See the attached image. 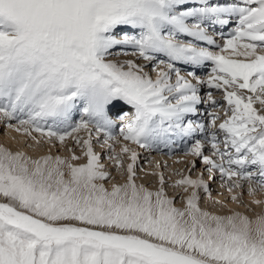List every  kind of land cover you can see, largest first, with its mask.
Returning a JSON list of instances; mask_svg holds the SVG:
<instances>
[{
    "label": "snow or ice",
    "instance_id": "obj_1",
    "mask_svg": "<svg viewBox=\"0 0 264 264\" xmlns=\"http://www.w3.org/2000/svg\"><path fill=\"white\" fill-rule=\"evenodd\" d=\"M229 28L221 46L215 37ZM129 49L146 63L121 62ZM208 65L205 80L197 73ZM205 86L224 90L218 126L212 113L210 125L194 119L218 104ZM0 121L62 145L71 137L87 158L0 147V264H264V216L202 210L203 172L176 181L193 189L176 207L163 174L155 192L136 184L130 147L171 154L183 144L210 181L218 172L236 178L229 191L240 181L250 195L252 183L264 189V0H0ZM94 139L125 183L106 187Z\"/></svg>",
    "mask_w": 264,
    "mask_h": 264
},
{
    "label": "rangeland",
    "instance_id": "obj_2",
    "mask_svg": "<svg viewBox=\"0 0 264 264\" xmlns=\"http://www.w3.org/2000/svg\"><path fill=\"white\" fill-rule=\"evenodd\" d=\"M234 27V25H233ZM231 29H226L224 36L225 38H219V34L216 35L217 43L221 46L224 43V40L228 38L226 35ZM246 41H241V43H245ZM219 51V49H214ZM243 51V49H240ZM132 50H128V54L125 56L119 57L121 62L127 59L134 60L137 64L144 65L146 62L142 59H138L136 56L131 54ZM225 56H229L230 58L237 60H245V57L240 55L233 56L231 50L225 51L222 53ZM182 68V75L187 77V71L189 68H186L183 65H178ZM159 69H157L158 71ZM203 71V72H201ZM198 71V75H200L205 80L211 74V65L208 67L201 69ZM150 75L155 79L156 72L150 71ZM174 79V78H173ZM195 82V81H193ZM211 90L213 92V97L218 101V104L215 106L210 105H201L200 106V114L194 117V119L204 122L208 125L211 124V118L207 115V113H212L214 116H218L219 119L216 120L217 126L222 123L227 116L225 115V109L228 107L226 102L223 100V92L224 90H216V89H208L207 86L201 90V95L205 96L207 91ZM248 94V93H246ZM250 95V94H248ZM258 110L261 108L259 103L254 104ZM228 115H231L229 112ZM75 119H79L77 115ZM14 126L9 127L7 123L0 121V147L7 148L9 151L13 153H22L25 157H28L29 154H32V136H28L24 133L23 129L20 131H16V128L19 127L18 123L15 121L11 122ZM212 130V129H210ZM12 133H10V132ZM25 134L27 136V142L24 140L20 142L19 134ZM82 132H80L81 134ZM34 135L38 136L37 132H33ZM79 133L73 134L81 136L87 139V133L83 132V136ZM41 139H40V138ZM219 137L223 139V133H219ZM40 143L37 145L40 146V152H37V159H40L44 156H51L55 159L57 156L61 159H65L69 161L71 156L75 154L77 157H80L79 160H71L69 162L74 164H83L87 162L86 156H84L85 149L81 145H77L74 140L69 137L66 139L65 143L62 145L59 141L49 142L47 137L38 136ZM197 138L203 139V136L198 135ZM51 143L53 147H49L48 144ZM193 140H189V146L193 143ZM20 143H23L25 148H20ZM121 145H116V148L119 149ZM130 147L134 148L138 153L137 161L135 162V182L137 185H143L148 188L150 191H157L161 187L160 185V174H163L164 177V191L169 198L174 199L175 206L183 208L186 205L187 197L192 194L193 189L189 188L187 192L184 191V186H180L176 184V181L183 179L184 177H190L191 179H197L200 176V173L203 172L202 179L208 184L209 191L205 192L203 188L196 189L197 194V204L198 206L204 210L211 212L214 215L220 216H232L230 215L232 210L242 213L249 220L253 221L255 217L264 216V189L260 188L256 183L251 184V188L254 191V195L249 194V183L246 181H240L242 187L232 188V191H229V185L233 183L236 178H233V181H222L220 179L219 173H215L216 179L209 180L208 173L204 171L205 166L198 160L196 168L193 169L191 166V161L196 159L191 155H185L183 151V144H178L173 146V151L169 154L167 149H162L160 151H151L147 149L139 148L136 145H131ZM222 147V145H221ZM93 148L100 157V162L104 165L105 170L111 173L112 179L105 182L106 187H111V184H123L126 182V175L123 173L121 169H118L113 160L109 159L110 152L107 148H101L98 143L93 140ZM137 148V149H136ZM71 149L72 151H69ZM31 150V151H30ZM82 151V152H81ZM210 146H206L205 155H210ZM35 155V154H34ZM31 157V156H30ZM34 157V156H33ZM33 159V158H31ZM217 161H219V157H216ZM131 161L127 156L124 157V165L126 167L127 163ZM222 195V196H221ZM236 197L234 200L233 197ZM255 201H260L259 204L255 203ZM231 204V206L229 205ZM233 204V205H232ZM230 207V208H229ZM233 207V208H232Z\"/></svg>",
    "mask_w": 264,
    "mask_h": 264
},
{
    "label": "bare ground",
    "instance_id": "obj_3",
    "mask_svg": "<svg viewBox=\"0 0 264 264\" xmlns=\"http://www.w3.org/2000/svg\"><path fill=\"white\" fill-rule=\"evenodd\" d=\"M19 126V125H18ZM10 132V131H9ZM10 133H12V132H10ZM38 134H40L39 132H37ZM83 133V132H82ZM80 134V135H84V134ZM75 134H77V133H75ZM19 136H20V142H21V140H22V142L24 141V140H26V142H27V136L25 135V134H22V133H20L19 134ZM32 136H34L36 139H33L32 137V141H31V143H33L32 144V153H33V156H32V154H29V156H28V158H33L34 160H36L37 158H36V156H37V152H40V144H42V143H40L39 145H37V140H39V138H38V136H41V134L40 135H38V136H36V135H34L33 133H32ZM41 139V138H40ZM40 141V140H39ZM49 143V142H48ZM22 144L23 143H20V148H25L24 147V145L22 146ZM53 145H54V142H53ZM53 145L51 144V143H49L48 144V146L50 147H53ZM137 149V148H136ZM119 149H117V151H118ZM31 151V150H30ZM82 152V151H81ZM35 154V155H34ZM31 156V157H30ZM71 159V158H70ZM70 159H69V161H70ZM222 196V195H221ZM229 205L231 206V204L229 203ZM233 205V204H232ZM230 208V207H229ZM233 208V207H232ZM231 212V214L230 215H235V214H239L240 216H243V217H245L242 213H240V212H237V211H235V210H232V211H230ZM263 216V215H262ZM258 217H255L254 219H253V221H256V219H257Z\"/></svg>",
    "mask_w": 264,
    "mask_h": 264
}]
</instances>
